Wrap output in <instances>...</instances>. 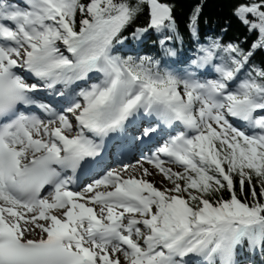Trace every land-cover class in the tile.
Instances as JSON below:
<instances>
[{
	"label": "snow or ice",
	"instance_id": "obj_1",
	"mask_svg": "<svg viewBox=\"0 0 264 264\" xmlns=\"http://www.w3.org/2000/svg\"><path fill=\"white\" fill-rule=\"evenodd\" d=\"M208 5L0 0V264H264V0Z\"/></svg>",
	"mask_w": 264,
	"mask_h": 264
},
{
	"label": "trees",
	"instance_id": "obj_2",
	"mask_svg": "<svg viewBox=\"0 0 264 264\" xmlns=\"http://www.w3.org/2000/svg\"><path fill=\"white\" fill-rule=\"evenodd\" d=\"M224 11L225 9L221 7V0H209V5L208 8L206 9L208 15L215 18ZM148 47L151 48V44H149Z\"/></svg>",
	"mask_w": 264,
	"mask_h": 264
},
{
	"label": "rangeland",
	"instance_id": "obj_3",
	"mask_svg": "<svg viewBox=\"0 0 264 264\" xmlns=\"http://www.w3.org/2000/svg\"><path fill=\"white\" fill-rule=\"evenodd\" d=\"M157 179H159V178L157 177Z\"/></svg>",
	"mask_w": 264,
	"mask_h": 264
}]
</instances>
